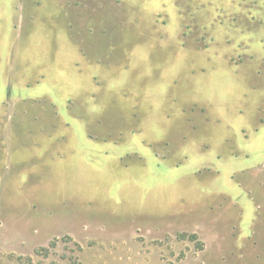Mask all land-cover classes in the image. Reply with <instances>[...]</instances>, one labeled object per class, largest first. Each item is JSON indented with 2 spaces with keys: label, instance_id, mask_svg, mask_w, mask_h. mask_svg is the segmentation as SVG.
Masks as SVG:
<instances>
[{
  "label": "rangeland",
  "instance_id": "374dc122",
  "mask_svg": "<svg viewBox=\"0 0 264 264\" xmlns=\"http://www.w3.org/2000/svg\"><path fill=\"white\" fill-rule=\"evenodd\" d=\"M0 264H264V0H0Z\"/></svg>",
  "mask_w": 264,
  "mask_h": 264
}]
</instances>
